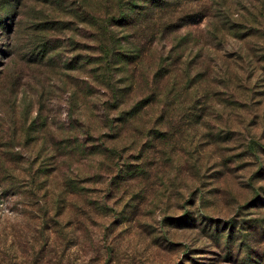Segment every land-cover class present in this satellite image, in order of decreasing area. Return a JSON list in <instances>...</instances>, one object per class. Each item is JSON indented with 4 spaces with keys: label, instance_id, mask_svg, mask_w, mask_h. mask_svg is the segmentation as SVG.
<instances>
[{
    "label": "rangeland",
    "instance_id": "rangeland-1",
    "mask_svg": "<svg viewBox=\"0 0 264 264\" xmlns=\"http://www.w3.org/2000/svg\"><path fill=\"white\" fill-rule=\"evenodd\" d=\"M170 2L207 17L172 19L150 49L148 24L117 30L131 57L105 72L75 14L114 12L108 0H0V165L18 186L49 174L58 212L66 180L84 195L52 264H264V0ZM158 63L173 73L154 77Z\"/></svg>",
    "mask_w": 264,
    "mask_h": 264
},
{
    "label": "trees",
    "instance_id": "trees-1",
    "mask_svg": "<svg viewBox=\"0 0 264 264\" xmlns=\"http://www.w3.org/2000/svg\"><path fill=\"white\" fill-rule=\"evenodd\" d=\"M170 1L173 0H108L112 7H116L114 12H107L102 15L100 11L93 13L78 11L75 16L81 24L95 31L93 41L101 46L103 61L106 63V66L102 67L101 70L110 72L114 59H119L122 56L131 57L124 54L123 50L115 48L117 40L115 32L117 30L127 31L148 24L150 26V34H148L150 49L159 40V37L165 35L169 29L171 30L172 19H176L178 25L183 23L178 26V29H183L185 25L192 21L193 17L198 16L201 19L207 17L202 12H190L191 14L176 16L179 13L174 6H171ZM193 1L201 2L204 0ZM167 18L170 19L166 21ZM49 23L45 24L48 25ZM39 29L46 32L56 29L62 31L65 28H56L55 25L50 28H41L40 26ZM136 52H138V55L134 58L138 59L135 61L136 65H144L148 54L146 53L143 58L140 51ZM120 63L125 65L129 62L122 61ZM170 72L173 73V71L165 73L164 67L159 66L158 63L154 71V77L167 76ZM102 83L103 87L110 91L112 103H115L113 109H121L124 102L123 100L119 102V99L123 98L115 88L114 80L108 76ZM149 103L141 101L134 116L140 112L141 108H146ZM107 105L109 107L110 103ZM128 119L125 120V123ZM13 170L0 165V203L3 199L14 200L9 208L12 212L11 215H4L0 210V264H52L48 255L56 248L57 225L60 223V218L62 219L67 214L70 206L73 204L77 206L79 203L76 201L81 202L84 199L83 190L77 188V181L66 180L62 184L61 193L57 197L62 198V201H64V208L61 212H58L57 207L59 205L57 206L55 191L51 192L49 190V174L37 172L32 177L29 175L27 179L30 182H27V176H24L22 179H25L24 182L26 183L18 186L14 180H19L21 177ZM19 198L23 199L25 209L23 212H20L17 206L16 201ZM71 246L73 247L72 244L66 245L63 249H70Z\"/></svg>",
    "mask_w": 264,
    "mask_h": 264
}]
</instances>
